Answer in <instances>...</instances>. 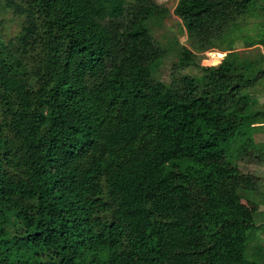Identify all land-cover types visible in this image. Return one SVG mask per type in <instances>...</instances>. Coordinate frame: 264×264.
Masks as SVG:
<instances>
[{"label":"trees","instance_id":"trees-1","mask_svg":"<svg viewBox=\"0 0 264 264\" xmlns=\"http://www.w3.org/2000/svg\"><path fill=\"white\" fill-rule=\"evenodd\" d=\"M175 11L226 54L165 82L167 4L0 0V264H264V0Z\"/></svg>","mask_w":264,"mask_h":264},{"label":"rangeland","instance_id":"rangeland-1","mask_svg":"<svg viewBox=\"0 0 264 264\" xmlns=\"http://www.w3.org/2000/svg\"><path fill=\"white\" fill-rule=\"evenodd\" d=\"M160 3L167 4L171 7V14L164 20V24L161 28H157L155 31V35L163 42L173 44V49L170 55L164 60L160 71L157 73V77L165 82L172 81L173 76L178 74H199L200 69L195 63L200 65H213L219 63L222 59V56L226 54V52L221 51L217 48L207 50L206 52L196 53L194 57L193 64H189L186 66L181 65L180 58L183 56L181 53L180 45H184L186 47H190L188 42V36L186 28L184 27V16L185 14H178L175 11V8L178 4L179 0H158ZM115 8V7H114ZM112 9V11H105L102 13L103 20L107 21L109 27L113 28L115 26L110 25L112 21H114V14L117 15L116 9ZM17 23L10 22L7 24V31L12 34L15 31ZM8 37V36H7ZM178 38V39H177ZM179 40V44L175 43V41ZM242 43H237L236 48L242 49ZM260 49L264 52V46H260ZM257 98L261 104L260 107L264 108V93H255ZM164 135L154 136L150 139L145 145H142L140 149L135 152V157L132 162L134 164H142L146 160H148L151 156V153L154 149L160 147L161 141H164ZM256 143L258 146L264 147V131L256 133ZM264 171V169H263ZM246 204H251L249 201L245 200ZM261 210H264V204L260 206ZM252 230L250 231L251 235ZM261 240V241H260ZM258 242L264 243V231L260 229H255L252 238V247H255Z\"/></svg>","mask_w":264,"mask_h":264}]
</instances>
